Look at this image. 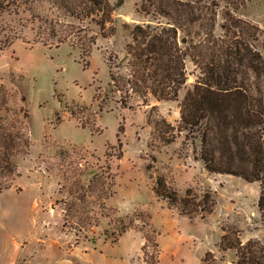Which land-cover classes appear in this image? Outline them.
I'll list each match as a JSON object with an SVG mask.
<instances>
[{
	"label": "rangeland",
	"instance_id": "obj_1",
	"mask_svg": "<svg viewBox=\"0 0 264 264\" xmlns=\"http://www.w3.org/2000/svg\"><path fill=\"white\" fill-rule=\"evenodd\" d=\"M61 1L0 0V145L18 171L0 191V264H149L140 228L156 235L158 246L146 245L154 264H236L235 250L218 241L223 229H235L242 243L264 240L259 183L208 172L198 159L199 138L177 129L179 101L199 68L186 57L176 99L143 104L133 94L123 106L107 58H123L130 27L152 17L141 0H109L111 13L99 25L100 13L75 17ZM237 14L264 29V0H248ZM108 164L115 193L105 208L85 195L92 214L107 215L87 231L63 228L62 207L80 201L66 187L61 195L59 176L68 186L73 178H64L78 166L86 184L91 168ZM9 170L0 164V174ZM159 178L177 198L187 188L199 198L208 191L213 209L182 213L155 193Z\"/></svg>",
	"mask_w": 264,
	"mask_h": 264
},
{
	"label": "trees",
	"instance_id": "obj_2",
	"mask_svg": "<svg viewBox=\"0 0 264 264\" xmlns=\"http://www.w3.org/2000/svg\"><path fill=\"white\" fill-rule=\"evenodd\" d=\"M247 1L141 0L140 10L152 18L134 23L124 57L116 56L115 61L107 58V63L111 83L124 93L121 102L127 106V98L133 94L143 104H149L150 97L157 101L176 99L186 80L185 59L191 58L200 74L179 101L177 129L186 131L190 138H199L198 159L208 172L232 174L259 183L257 206L264 221V29L237 14ZM61 5L75 17L100 13L99 25L104 24L112 10L109 0H62ZM218 15L221 16L219 23ZM218 24L219 32L216 31ZM123 67L125 71H121ZM158 117L167 127L164 132L170 133L169 122ZM153 122L157 124L156 119ZM164 141L169 143L172 139ZM1 145L0 164L10 170L0 174V191L10 187L18 174L11 168L14 166L11 150ZM109 168V164L91 168L93 174L85 179V184L77 178L81 177V169L74 166L76 173L64 178H73L68 186L61 181L63 174L60 177L57 173L61 195L66 187L69 196L80 201L62 207L63 228L87 231L107 215L92 214L94 210L85 195L91 193L98 198L94 201H102L99 206L105 208L104 201L115 193L109 191L113 185ZM157 185L155 193L167 198L182 213L197 210L209 213L214 207L215 200L208 191L199 198L187 188L177 198L175 189L166 192L163 179L159 178ZM203 212L201 217L205 216ZM127 226L131 224L123 228ZM150 229L156 231L151 225ZM139 231L145 240L144 258L154 264L156 255L149 258L146 245L153 242L158 246L156 235L141 228ZM223 231L218 247L234 249L236 264H264V240L250 238L242 243L235 229Z\"/></svg>",
	"mask_w": 264,
	"mask_h": 264
}]
</instances>
